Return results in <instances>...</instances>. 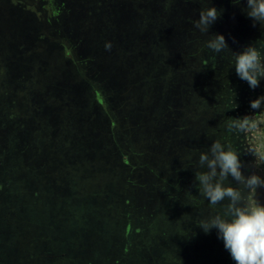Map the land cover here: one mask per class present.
Wrapping results in <instances>:
<instances>
[{"label": "rangeland", "instance_id": "374dc122", "mask_svg": "<svg viewBox=\"0 0 264 264\" xmlns=\"http://www.w3.org/2000/svg\"><path fill=\"white\" fill-rule=\"evenodd\" d=\"M101 1L102 8L99 9L97 5H101ZM176 2L179 3L174 6L173 13L162 14L158 10V0H7V3L0 0V123L3 124L0 142L3 144L11 136L15 142L14 153L18 156L17 161H13L10 155L14 153L2 145V152L8 155L0 153V181L7 182L11 188L0 197V264H51L52 260H56L52 264H194L195 261L197 264H235L222 241L217 239L215 229L204 234L198 227L201 219L221 214L227 201L210 206L199 193L193 175H189L187 183L184 181L185 185L189 184L187 191L185 186L181 189L183 193L193 194L188 203L177 202L174 205L176 210L166 209L169 211L164 212L162 194L153 196L152 193L157 187L161 192L163 189L162 180L155 179L153 174L157 158L153 153L150 155L154 162L149 160L142 164L135 161L130 169L134 175L127 183L132 190L139 186L150 192L143 206L140 204L132 209L135 220H138L136 224L149 231L151 240L141 234L134 235L145 239L138 245L130 242L125 247L127 255H123L131 258L120 257V263L116 255L107 256L108 261L92 258L88 248L91 243L89 231L85 236H80L81 231L76 233L77 227L88 224L94 211L86 199L91 186L101 191L102 183L107 179L115 181L114 189L119 194L111 192L112 195H108L112 205L122 196L124 199L120 203H125V197L132 201L135 195L126 193L127 184L122 179L126 172H121V160L108 165L105 160L107 155L115 156L111 154L108 136L119 138L124 132L122 127L110 126L108 131L97 122L96 128H104V133L92 136L95 131L93 128L92 132L90 125L77 131L79 120L76 117L90 114V110H100V118L107 115V110H101L100 100L97 104L92 101V107L72 109V86L85 90L90 86V91L95 89L97 98L111 93L114 110L110 115L115 118L114 122L124 126L125 130L136 126L142 131L139 135L144 138L145 147L158 144L161 125L168 123L170 131L174 127L173 136L180 133V127L186 126L183 127L187 131L185 135L196 131L205 137L201 138L205 145L199 153L207 151L213 141H220L238 154L244 175L255 173L264 178V162L260 160L264 155V105L260 110L249 106L250 100L264 95V80L256 89H250L237 77L230 64L232 52H239L249 43L264 55V25L253 27L251 19L242 12L243 2L236 6L231 0H171L169 7ZM210 4L222 11L210 26L209 34L224 35L229 46L219 54L205 46L209 34L201 33L192 24L198 11ZM96 22H102L104 26L99 29ZM73 25L80 28L79 32L67 40L66 35L73 32ZM102 29L106 34L103 35ZM121 29L125 30L122 34ZM69 40L72 44L68 43ZM103 41L110 43L111 48L101 56L102 52L96 48ZM186 42H194L195 49H183L181 43ZM177 50H181L178 58ZM86 58L95 60V66L89 68L94 76L84 69L88 64ZM176 58L181 62L191 60L190 71L181 74L188 76L186 81L189 84L182 83L176 70ZM193 60L196 63L193 64ZM10 65L15 67L11 69ZM204 66L209 67L210 72L202 70L199 74L204 75L203 79L194 76ZM164 67L170 70L169 76ZM70 73L74 77L68 75ZM91 81L99 82L101 87ZM159 85L188 94L185 105L188 115L185 119L180 117L185 123L178 126L173 116L172 110L180 112L175 98L167 102V107L158 105V97L164 96L158 92ZM203 90L206 94L201 96L199 92ZM117 103L122 104L118 109ZM59 104L63 106L60 110L50 109ZM153 110H168V115L159 112L154 116ZM196 110H202V115ZM59 114L63 115L64 122H56ZM131 115L136 121L131 122ZM163 118H169V122H162ZM245 120L250 126L244 130L234 127ZM151 128L155 133L149 130ZM106 133L107 136H103ZM132 134L138 135L137 132ZM187 149L192 151L190 147ZM97 150L107 151V155ZM136 150L138 148H134ZM21 151L26 156L19 164ZM120 151L123 156H128L129 148L122 147ZM39 152L41 154L37 157ZM192 152L186 153L184 156L188 157L184 158L194 164L199 154ZM133 158L136 160L135 157L127 159ZM180 163L179 168L182 167ZM126 166L131 167L128 162ZM33 167L39 171L32 172ZM192 170L193 174L197 171L196 164ZM119 176L122 178L118 180ZM226 183L240 187L230 179ZM82 185L85 188L81 189ZM243 191L246 197L250 195L247 190ZM183 193L179 191L175 196L186 200V193ZM47 195L51 200L46 198ZM194 196L198 199L192 200ZM252 196L255 201L264 203V188L257 189ZM105 205L100 202L92 204L97 210ZM37 207L43 210L36 213ZM127 210L130 211L131 207L126 206ZM66 227H70L67 233L74 232L66 240L67 244L41 247L45 242H51L49 235L53 234V228H56L55 235L61 237ZM129 235L134 237L131 233ZM28 242L32 243L33 250ZM48 251L46 258L49 261L46 262L38 261L33 253L43 255ZM121 252L115 253L121 256ZM96 253L100 256L99 252Z\"/></svg>", "mask_w": 264, "mask_h": 264}, {"label": "trees", "instance_id": "16d2710c", "mask_svg": "<svg viewBox=\"0 0 264 264\" xmlns=\"http://www.w3.org/2000/svg\"><path fill=\"white\" fill-rule=\"evenodd\" d=\"M158 1L160 2V5L158 4V10H160L161 11L160 13H162V14L163 13L164 14H168L169 11H172V13H173V9H175L174 6L179 3V2H176V4H174L173 6L171 4V7H169L170 5H169L168 2H171V0L170 1L169 0H158ZM175 1H178V0H175ZM181 1L183 2L184 0H181ZM6 3H7V0H6ZM1 4H3V3H1ZM99 5L100 4H98L97 6L99 7V9H101L102 8V1H101V5L100 6ZM72 10H75V7ZM77 10L78 9H76V11ZM133 17L138 18L135 15H133ZM17 18H15V19H17ZM95 25L99 29L102 26H104V24L102 22L97 23ZM79 29L80 28L75 25L74 28H73V32L72 33L71 32L68 33L69 34L68 36L66 35L67 40L69 38H71L70 36H72V34L75 36L77 34V32H79L78 31ZM104 30L105 29L100 30L103 33V35L106 34V32ZM135 30H137V25H136V29ZM135 30H133V31H135ZM124 31L125 30L121 29L120 34L124 33ZM129 34H131V32H129ZM80 40H83V39L80 38ZM68 43L72 44V42L70 40L68 41ZM193 43L194 42H192V43L191 42L181 43V47L183 49L187 48L189 50H194L196 46H194ZM105 44L106 43L103 41V43L102 44H98V47L96 48L97 49L96 51L102 52L101 56H103V52L108 51L105 48ZM74 45H76V44H74ZM158 46L161 47L162 45L158 44ZM179 46H177V47H179ZM134 48H138V47H134ZM179 51L181 53V50H179ZM179 51L177 52V55H176L177 58L179 56L178 54H180ZM86 57H88V56H86ZM49 58H50V56H49ZM177 58H176V63H177L176 70H177V73H178V75L180 76V78L182 80V83H185V82H187L186 78H188V76L181 75V74H183L185 72L188 73V71H190V68H189L190 62L189 61H191V60L186 59L184 62H181L180 61L181 59L178 61ZM99 60H101V59H99ZM194 61L195 60H193V64L196 63ZM86 62L88 64L87 65L83 64L85 66L84 69H88V71L94 76V74L92 73V70H90L89 68H93L95 66L94 65L95 60L91 61L90 59L86 58ZM7 63H8V61H7ZM17 63H20V62H17ZM10 67L12 69V67H15V66L14 65H10ZM202 70L206 71V72H210L209 67L204 66V67L199 68L198 75H194V76L203 79L204 75H202V74L200 75L199 74ZM164 71H166L168 73V76H169L170 70H168V69H166L164 67ZM173 71L174 70H172L171 72H173ZM68 75L74 77V75L71 74V73L68 74ZM167 77H165V79ZM91 82H94L95 86L99 85L101 87V84L99 82L98 83H96L95 81H91ZM51 87H52V85L49 87V89H51ZM88 88L89 89H87V90H85L84 88H82V89H74L73 86H72V88H71L72 99L71 100H73V103L70 102L72 104V109H74V110H76L75 108L82 109L85 106L92 107V103H91L92 101L97 104L99 102L98 100H100L101 104H102L101 110H107V112H106L107 115H105V116L103 115V116H101L99 118L100 115H98V114H102V111L98 110V112H97V110H94V111L90 110V114H85V115H82L81 117H76V120H79V123L77 125V129L76 130L77 131H82V130L85 129V125H90V128H92V132H93V128H94L95 132L91 134L92 136H94V134L104 133L103 132L104 128H102V127L96 128L98 123L100 125L102 124L106 129H108V131L111 130V129H109L110 126L113 127L115 125L114 128H118V127L121 128L122 127L121 129H123L124 132H123L122 135H120L119 138L116 139V138H114L111 135L108 136V141L110 142V145H111L110 148L112 150V151L111 150L110 151H111V154L115 155L114 157L113 156L111 157V155H107V153H106L107 151L106 152H100L99 150H97V152L99 151L98 153H104L105 155H107L106 159H105L107 165L111 164V163L113 164L114 161H117L119 159L121 160V162H122L121 166L123 167V171H121V172L123 174H124V172H126V173H125V175L122 176L123 178L119 176L118 180L120 178H122L125 181V183L127 184L128 181L134 175V173H130L131 172L130 169H133V166H134L133 164L135 163V161L140 162L142 164H144V163L146 164V162H148L149 160H150L149 161L150 163L154 162V160H153L154 157H151V155H150V154L153 153L152 155L157 157V158L155 157L156 158V162H155L156 163V169L153 172V174L155 176V179H159V181H160V179L162 180L161 183H163V189H162V192H161L160 187H157L155 189V191L152 192V193H154L153 196H155V194H162L163 197H162L161 202L164 205H162L161 208L163 209V211L165 212V211L174 210V209L176 210V208H174V205L177 202L182 203V202L186 201L185 203H188L189 198H191V196L193 194H190V193L184 191V193H186L185 194L186 200L184 198H182V197L178 198L175 195L179 191H181V193H183V191L181 189H183L184 186H185V190L187 191L186 187H188V185H189V184L185 185V182L188 179L187 177L189 175H193V177H194V174L192 173L193 170L190 171V169L191 168L192 169L195 168V164L196 163L192 164L191 162L186 161V159L184 158L186 156H184V155L186 153L188 154V152H192V151H193L192 154L193 153L199 154L198 151H201V149H203V145H205V142H204L205 137H204L203 133H199V132H196V131L194 132L193 131V132H191V135H190V132H188V134L185 135L187 133V131L184 129L186 126H183L184 128L180 127L181 128L180 133H175V135L173 136V133H171V132L174 129V127L170 131L169 125L167 123L165 128H164L163 137L162 138L158 137V144L157 145H152L150 147H145L144 144L142 143V139H144V138H142V136L139 135V133L142 132V131H138L136 126H131L129 130H125L123 128L124 126L119 125V124L117 125L116 122H114L115 118H113L112 115H110L112 113L111 111L114 110L113 102H112L113 101V95L111 93H109L108 94L109 97L106 95L104 97L103 96L102 97L98 96V98H97L96 95L94 94V93H96L95 89H93V91L92 90L90 91V89H91L90 86H88ZM172 88L173 87H171V88L170 87L163 88L160 85L158 86V92L160 93V95H162L164 93V96H160L159 95L160 97H158V102H159L158 105L161 106V107H167L168 106L167 102H169V100L175 98L177 100V102H178L177 103V107H178L177 109L180 112H175L174 110H172V113H173V116L176 117V120L178 121V126H179V124L181 122H182V124L185 123V120H182L180 117L182 116V118L185 119L186 115H188V110H186L187 106H185L187 104V100L186 99H187V95L188 94H186L185 91L184 92H179L178 89H172ZM186 88H188V87H186ZM199 94L201 96H204V94H206V92L203 90V91H200ZM110 96H112V97H110ZM116 105H118L117 109L122 106V104H120V103H117ZM61 108H63V106H62V104H59V106L52 105V107L50 109L58 111ZM167 111L168 110H153L152 115L155 116L159 112L164 114ZM196 111L200 112V114L202 115V110H196ZM161 113H160V115H161ZM97 115H98V117H97ZM166 115H168V114L166 113ZM131 116H132L131 117V122L136 121V120H133V118H134L133 115H131ZM48 119H49V117L47 118V120ZM172 120H174L173 117H172ZM58 121L64 122L62 114H59V116L57 117L56 122L58 123ZM162 122H169V118H163ZM133 125H135V124H133ZM11 127H12V123H11ZM2 128H3V124L1 125V123H0V132H1ZM198 129L207 130V129H203L201 127H199ZM149 130H151L152 133L153 132L155 133V131H153L152 128L149 129ZM149 130H148V132H149ZM127 132H132V133L133 132H137L138 135L135 136L132 133L128 134ZM203 132H205V131H203ZM87 133L90 134L89 132H87ZM107 134L108 133L103 134V136H107ZM215 135H217V134H215ZM199 138H200V140L198 141V143H196L197 139H199ZM201 138H204V139H201ZM0 141H2V139H0ZM209 143H210V140H209ZM2 145L4 146V148L7 149V151H10V152L14 153V151H15V148H14L15 142L13 141L11 136H10V140H7L6 142H3V144L0 142V153H1V155H8L7 153L4 154L2 152L3 151L2 150ZM122 147L124 149H125V147L129 148L128 156H123L124 154H122V151L119 152V148H122ZM187 147L192 148V151L188 150ZM134 148H138V150L134 151ZM140 148H141V150H140ZM43 152H45V151H43ZM15 153L10 155V158L13 161H17L16 157L18 158V156H16ZM21 153H23V154L20 156V159L17 162L19 164H22L21 160H25L23 158H24V156H26L24 151H21ZM40 154L41 153L39 152V153L36 154V156L38 157ZM192 154H189V155L191 156ZM45 155H47V153H45ZM128 157H131V158L135 157L136 160H134V158H133V160L127 159ZM44 158H46V157L44 156ZM194 158H196V156L193 155V159ZM127 162H128V164L130 163V166H131L130 168H129V166L128 167L126 166ZM179 163L183 167V169H182V167L179 168ZM0 164H2L1 160H0ZM163 165H165V167ZM0 167H1V165H0ZM145 167H147V166H145ZM33 168H35V167H33ZM33 168H31L32 172H36L35 170L39 169V168H35V169H33ZM183 171H184V173H183ZM129 173H130V175H129ZM148 174H150V172ZM118 180H117V185L119 184ZM92 181L90 182V185L92 184ZM1 183L2 182L0 181V197L2 195H4V194H7L9 192V189L11 188L10 185L7 184V182L5 183V181H4L2 184ZM114 184H116L115 181L111 182V181H109L107 179V181L105 183L104 182L102 183V185H104V186L101 187L102 188L101 191L100 190L98 191V189H96L95 187L91 186V188H92L91 192L89 193V195L86 194V199L89 200V206L92 209H94V211L91 212V214L89 216L90 221L88 222V224L87 225H82L81 224L80 228L77 227L76 233H79L81 231L80 236H85V234H87L88 231H89V233H90L89 234L90 235L89 242H91V243L89 244L88 248L91 251L92 258L94 257V258H97V259H100V260L103 261L104 259L109 258L107 256H113L114 257L116 255V257H119L120 260H118V261H120V263H121V258L122 257H125V258L128 257V259L131 258V256L123 255V254H126L125 247L130 242H135V244L138 245L140 243V241H142L145 238H149L151 240V238L149 237V236H151L149 231L142 230V227L138 226L136 224V222H138V220H135V216L133 214V209H132L134 207L137 208V206L139 207L140 204H141V206H143L144 203H145V200L147 198L146 196H148L150 194V192H148V190H145V189H143V188H141L139 186H137L134 190H132V189L128 188V184H127V189H126L127 192L126 193H128V196H129L130 194L132 195L131 192H133L134 195H135L134 199L131 201V200H128L125 197V203H120V202H123V199H124L123 196H122V198H120L117 201L118 204L115 203L114 205H112V203H111L112 200L110 201L111 198L109 199L108 195L111 194V192H114L115 195H116V193L119 194V192H116L117 190L114 189L115 188ZM82 188H85V185H82L81 189ZM139 195H140L141 198H139V200H138V196ZM198 195L200 196V194H198ZM48 196L49 195H47L46 198L49 199ZM71 197H72V195H71ZM100 198H101V201H100ZM197 199L198 198H196L195 196L192 198V200H197ZM49 200H51V197H50ZM48 202H50V201H48ZM95 202H100V203H102L104 205H105V203L106 204L109 203V204H107V206L105 205L102 209L100 208L99 210H97V209L93 208V206H92V204L95 203ZM202 202H203V200H202ZM45 204H48V203H45ZM126 206L131 207V210L130 211H128V210L126 211ZM37 208L38 209H37L36 213L39 212L38 211L39 209L43 210L42 208H39V207H37ZM166 209H169V210H166ZM177 210H181V209H177ZM68 228H70V227H66L65 228V233L61 237H57L56 236L57 235V233L55 232L56 228H53V230H54L53 234L49 235V236H51V239H50L51 242L50 243L45 242V244L43 246H41V247H43V248H47V247L51 248L50 246H53V245L62 247L63 243L67 244L68 241H66V240L68 239V237L72 236L73 233H74L73 231L70 232V233H67ZM84 230H85V232H84ZM125 233H127V235H125ZM130 233H131V236H134V235L136 236V235L141 234V236H147V237L140 238V237H135L134 236V237L130 238V235H129ZM29 242H31V241H29ZM29 242L27 244L31 245V248L33 250L32 243H29ZM118 250L122 251L121 252V256H119V255H117L115 253ZM222 251H223V248H222ZM95 252H99L100 256H97V253L95 254ZM33 253L35 254V257L37 258L38 261H40L41 259L43 261H45V262H46V260L49 261V259H47L46 257L49 256L50 251L45 252V254H43V255L40 254V252H33ZM64 255L65 254H63L62 257H64ZM112 260H113V258H112ZM218 260H219V258H218ZM107 261H108V259H107ZM53 262H56V260H52L51 264ZM134 263H136V262H134ZM99 264H100V262H99ZM194 264H197V262L195 261Z\"/></svg>", "mask_w": 264, "mask_h": 264}, {"label": "clouds", "instance_id": "9594fccd", "mask_svg": "<svg viewBox=\"0 0 264 264\" xmlns=\"http://www.w3.org/2000/svg\"><path fill=\"white\" fill-rule=\"evenodd\" d=\"M242 2V12L251 19L253 27L264 25V0H231L236 6ZM221 11L211 4L200 9L192 21L193 27L209 34L210 26ZM205 46L217 54L229 49L220 33L209 34ZM105 48L109 50L111 44L106 43ZM230 64L237 77L250 89H256L264 80V55L250 43L239 52H232ZM261 105H264V95L249 102L253 110H260ZM248 126L247 120L234 125L240 130ZM260 160L264 162V155ZM196 165L194 181L201 196L212 207L227 201L221 214L201 219L198 227L205 234L215 229L217 239L222 241L223 248L235 264H264V203L255 201L252 196L257 189L264 188V178L255 173L244 175L238 154L220 141H213L207 151L200 152ZM229 179L240 187L226 183ZM243 190L250 195L246 197Z\"/></svg>", "mask_w": 264, "mask_h": 264}, {"label": "crops", "instance_id": "0c3cea01", "mask_svg": "<svg viewBox=\"0 0 264 264\" xmlns=\"http://www.w3.org/2000/svg\"><path fill=\"white\" fill-rule=\"evenodd\" d=\"M164 128H165V126L161 125V130L158 131V137H161V138L163 137Z\"/></svg>", "mask_w": 264, "mask_h": 264}]
</instances>
